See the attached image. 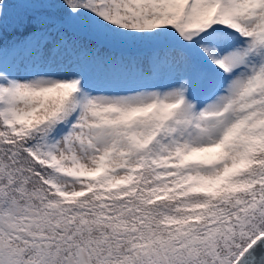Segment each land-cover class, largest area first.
Masks as SVG:
<instances>
[{"label": "snow or ice", "instance_id": "6c2138e0", "mask_svg": "<svg viewBox=\"0 0 264 264\" xmlns=\"http://www.w3.org/2000/svg\"><path fill=\"white\" fill-rule=\"evenodd\" d=\"M0 264H264V0H0Z\"/></svg>", "mask_w": 264, "mask_h": 264}]
</instances>
